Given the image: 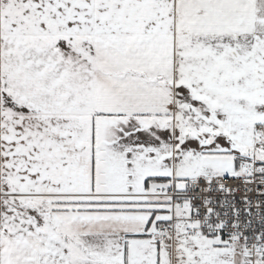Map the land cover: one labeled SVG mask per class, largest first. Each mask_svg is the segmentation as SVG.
Listing matches in <instances>:
<instances>
[{"label":"snow or ice","instance_id":"1","mask_svg":"<svg viewBox=\"0 0 264 264\" xmlns=\"http://www.w3.org/2000/svg\"><path fill=\"white\" fill-rule=\"evenodd\" d=\"M0 264H264V0H0Z\"/></svg>","mask_w":264,"mask_h":264}]
</instances>
